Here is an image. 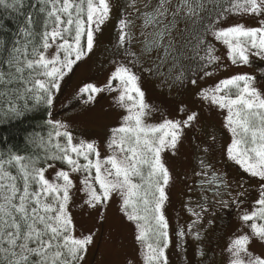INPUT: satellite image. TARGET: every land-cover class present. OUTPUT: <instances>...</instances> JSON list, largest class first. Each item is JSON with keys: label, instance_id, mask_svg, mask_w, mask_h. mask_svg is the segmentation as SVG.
<instances>
[{"label": "snow or ice", "instance_id": "1", "mask_svg": "<svg viewBox=\"0 0 264 264\" xmlns=\"http://www.w3.org/2000/svg\"><path fill=\"white\" fill-rule=\"evenodd\" d=\"M0 8L15 14V30L0 17V123H22L38 107L46 108L48 117L46 137L34 133L25 141L41 148L42 154L22 153L12 146L0 150V264H87L99 229L77 234L71 213L74 189L84 195L80 206L99 209L101 221L108 202L119 196L121 211L136 224L143 264H169L172 240L163 208L172 176L163 153L179 150L185 130L196 127L199 113L182 106L179 112L186 114L184 118L148 123L154 109L133 68L164 41L165 58L171 55L173 60L191 45L204 62L203 76L227 67L216 54V43L226 49L231 65L264 62V0H127L117 47L128 45L124 51L131 59L114 60V71L103 87L89 83L77 93L78 99L90 104L100 93L115 92L116 105L126 112L119 126L110 129L108 155L103 157L97 141L75 136L67 122L52 118V109L65 77L92 53L96 33L111 18V0H0ZM128 9L138 14L142 29H153L141 55L131 50L134 21ZM233 15L253 17L256 26L222 23ZM259 71V77L235 74L198 92L201 100L226 111L224 127L231 142L223 154L257 181V196L250 200L246 193L251 185L245 188L246 181H229L227 173L215 168L209 157L217 143L212 134L213 143L197 156L195 174L207 178L201 180L202 189L207 184L203 190L213 195H204L198 210L189 209L195 219L187 229H177V236L181 247L193 229L201 240L203 232L223 219L219 211L235 208L241 228L226 248L229 264H264V252L252 249L254 241L264 244V85L258 83L264 81V68ZM176 79L182 81L183 73ZM190 82L197 84L196 79ZM7 139L0 135V143ZM49 170L54 176L46 175ZM230 188L243 191L233 196ZM223 193L230 198L225 200Z\"/></svg>", "mask_w": 264, "mask_h": 264}, {"label": "rangeland", "instance_id": "2", "mask_svg": "<svg viewBox=\"0 0 264 264\" xmlns=\"http://www.w3.org/2000/svg\"><path fill=\"white\" fill-rule=\"evenodd\" d=\"M111 18L105 22L96 33L95 45L92 53L84 60L78 62L62 82L61 92L57 94L52 109L54 119L67 122L77 137L86 140H95L99 143L101 156L108 155L107 141L110 136V129L119 126L121 118L126 115L124 109L118 107L114 101L115 92L105 91L96 96L94 103L84 104L82 99L77 98L79 89L86 84H94L103 87L108 83L111 72L114 71L113 61L128 62L124 49L128 47H117L119 37V19L126 15L125 5L127 0H111ZM132 12L131 9H128ZM137 13L132 12L130 19L134 21L132 32L135 39L131 44V50L141 55L145 47L148 35L153 31L151 27L142 29V20L136 18ZM225 25L244 23L247 26H256V19L253 17L229 16ZM183 27V25L181 26ZM143 33V34H142ZM212 40L211 36L208 37ZM161 46L154 49L150 55L141 56L142 63L137 64L133 71L141 76V87L145 92L146 102L152 106L154 111L146 118L148 123L161 122L165 117L169 119L184 118L186 114L179 112L180 107L185 106L187 110H194L199 113V120L195 128L186 129L184 139L179 150L172 154L163 153V159L168 167L172 179L165 188L168 196L163 211L169 222V233L172 243L167 250L169 264H229V253L226 248L233 234H240L241 222L235 208L222 210L217 213L223 219H217L216 223L207 232L202 233V239L197 240L193 229L181 239L177 236V229H187V226L195 219L190 208L198 210L197 204L202 202V197H211V191H205L208 185L201 186L202 178L195 173L199 171L197 156L203 155L202 148L213 142L210 136H217V143L213 144L209 152L211 162L215 168L228 174L229 181H246L245 188L252 187L249 193L250 200L257 196L255 179H249L247 174L233 162L228 161L223 154L226 146L231 142L230 133L224 127L226 111L209 105L198 96L202 88H208L218 83L219 80L231 75L250 73L259 77L260 69L264 68V62L253 60L247 66L231 65L226 57V49L216 43L217 55L223 58L227 67L218 69L215 75L203 76L201 66L203 61L191 50V45L183 49V55L177 60L172 56L165 58V48ZM193 44L196 41L192 42ZM177 47H180V40L177 38ZM50 54V53H49ZM174 55V54H173ZM200 56L204 55L201 50ZM151 68L148 72L144 69ZM211 70V69H208ZM183 73L182 81L176 78ZM203 77V78H201ZM196 79L197 84L192 85L191 80ZM115 83V82H113ZM264 85V81H258ZM200 146V148L197 147ZM59 167V166H58ZM48 176H54L49 170ZM75 176V174H73ZM80 185L77 183V188ZM243 191L239 188H230L229 191L235 196L236 191ZM223 198L230 197L223 193ZM84 195L82 192L73 190L71 213L76 224L77 234L87 233L90 230L99 231L96 236V245L90 249L87 257V264H143L141 245L137 241V228L133 221H129L121 211V198L114 195L104 210V220L99 219V209H88L83 204ZM248 204L246 202L245 207ZM230 213V214H229ZM247 232L248 229L244 228ZM252 249L256 253L264 252V244L253 242ZM203 252V255H201Z\"/></svg>", "mask_w": 264, "mask_h": 264}, {"label": "trees", "instance_id": "3", "mask_svg": "<svg viewBox=\"0 0 264 264\" xmlns=\"http://www.w3.org/2000/svg\"><path fill=\"white\" fill-rule=\"evenodd\" d=\"M0 17H3V23L12 27L15 30V14L11 13V10L5 11L0 8ZM32 102L29 101V107ZM47 110L44 107H38L37 110L28 114V118L21 122H14L11 125L0 123V135L6 136L7 143H0V150L5 149L7 146H12L22 153L27 151L28 153L42 154V149L35 145H26V138L30 134L39 133L42 136L47 135L48 128L45 125L47 119ZM59 166V165H58Z\"/></svg>", "mask_w": 264, "mask_h": 264}]
</instances>
